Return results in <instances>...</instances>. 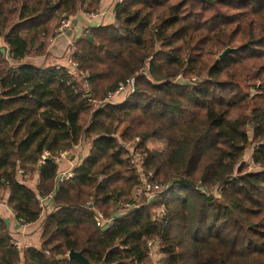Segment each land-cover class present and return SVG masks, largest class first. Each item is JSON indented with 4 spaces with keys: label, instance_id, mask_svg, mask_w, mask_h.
I'll list each match as a JSON object with an SVG mask.
<instances>
[{
    "label": "trees",
    "instance_id": "trees-1",
    "mask_svg": "<svg viewBox=\"0 0 264 264\" xmlns=\"http://www.w3.org/2000/svg\"><path fill=\"white\" fill-rule=\"evenodd\" d=\"M83 2L0 0V37L41 54L61 15ZM76 42L84 77L66 65L14 64L0 46V196L8 192L25 222L39 219L42 197L54 205L42 247L26 248L25 264H82L58 259L71 249L97 264H151L149 240L159 264H264V0H122L114 22ZM127 77L124 100L94 106ZM81 140L89 153L53 191L50 155ZM250 145L261 169H244ZM131 147L145 171L168 182L147 203L135 197ZM19 168L39 172L37 191ZM125 201L141 204L108 229L96 224L95 209L112 215ZM20 260L0 214V264Z\"/></svg>",
    "mask_w": 264,
    "mask_h": 264
},
{
    "label": "crops",
    "instance_id": "crops-1",
    "mask_svg": "<svg viewBox=\"0 0 264 264\" xmlns=\"http://www.w3.org/2000/svg\"><path fill=\"white\" fill-rule=\"evenodd\" d=\"M111 0H101V7H106L109 5ZM71 24L65 33H58L57 36L53 39V41L47 47L46 52L43 55H28L29 53H25L23 58L26 59L25 62H31L36 65L48 66L61 64L68 66V49L70 44L73 41L80 37L83 33L89 31V27L97 26L101 24L97 19H91L87 17L84 11H79L77 14L70 16ZM115 20V19H114ZM114 20H110L108 23L114 22ZM106 24V23H102ZM22 58V59H23ZM19 62L21 59L18 60ZM24 62V61H21ZM91 143L88 141L84 142L81 140L79 143L74 145L73 148L68 150L69 152L62 156L60 159L53 160L56 162L58 166L57 174L52 182L51 188L54 191L56 189L57 184L62 181L60 179V174L63 170H74V168L80 163L81 159L86 156L90 149ZM40 163H44L41 161ZM41 166V164L39 165ZM24 177L25 182L34 190H38L39 183V172L34 171V173L26 172L24 169L23 173H19V178ZM51 191L52 193H54ZM51 196V195H50ZM8 192L4 195V197L0 198V214L6 219L9 232L12 236V239L20 244L19 250H21V260L18 264H25L24 250L30 246H34L37 248L42 247L43 243V231H44V220L47 214L54 209L53 200L50 197L44 196L41 198V216L37 221L33 222H25L21 218H18L16 215V211L9 205L7 202ZM93 199V197L91 198ZM95 208V206H94ZM102 229V228H101ZM105 230V229H103ZM155 246L152 247V255L151 264H159V258L161 257L157 248ZM158 247V246H157ZM68 257L67 255H63ZM59 257V256H58ZM64 257V258H65Z\"/></svg>",
    "mask_w": 264,
    "mask_h": 264
},
{
    "label": "built area",
    "instance_id": "built-area-1",
    "mask_svg": "<svg viewBox=\"0 0 264 264\" xmlns=\"http://www.w3.org/2000/svg\"><path fill=\"white\" fill-rule=\"evenodd\" d=\"M122 0H111L110 4L108 6H106L103 9L100 10H96V11H89L86 13L87 17L89 18H93V19H97L99 20V22L102 23H108L110 20H114L115 19V7L117 5V3L121 2ZM71 24V19L70 18H64L60 25L58 26L57 32L58 33H65L67 31V29L70 27ZM76 51V46L75 43L73 42L69 49H68V70L71 73H76L78 71V63L75 61L74 59V53ZM58 67L62 66L61 64H57ZM180 78V77H179ZM133 90V79L132 77H127L124 81H121L118 83L117 87L115 88V90H113L111 93H109V95L102 101L106 102V101H110L112 100L114 97L122 94V93H129ZM131 163L133 164V167L136 169V171L139 174V179H140V183L136 186L135 188V197H139L141 195H143V201L144 203H147L149 201H151L153 198H155L162 190L163 188H165L168 183H164L162 181L156 180L153 176V171L152 170H147L145 171L142 166V159H141V152L135 148V147H131ZM69 151L65 150L62 151L61 153H59L58 155H50L52 157H54L55 159H60L62 156H64L65 154H67ZM50 153L47 151L45 152L42 157H41V161L45 162L46 157L49 155ZM24 169L23 168H19V173H23ZM74 172L73 170H63L60 174V179L66 180L69 177L73 176ZM52 196V193L50 194ZM90 203V205L93 207L94 203H93V199L88 201ZM141 202L139 203H130L128 201L122 202L121 204V208L118 210L117 213L112 214V215H106L102 210L100 209H95V221L96 224L102 228V229H108L110 227H112L116 217L120 216L121 214H123L125 212V210H127L128 208L131 207H138L140 206ZM164 210L163 208H161V212L163 213ZM12 242L19 248L20 244L16 241H14L12 239ZM148 245H149V256L152 255V247H154V245H157V242L154 240H149L148 241ZM47 253H49V250H46ZM139 264H148L146 261H142Z\"/></svg>",
    "mask_w": 264,
    "mask_h": 264
},
{
    "label": "rangeland",
    "instance_id": "rangeland-1",
    "mask_svg": "<svg viewBox=\"0 0 264 264\" xmlns=\"http://www.w3.org/2000/svg\"><path fill=\"white\" fill-rule=\"evenodd\" d=\"M90 2L92 3V4H90ZM100 2H101V0H98V2L95 0V1H93V0H84V2L81 4V9H80V11L82 10H85L86 12H88V11H96V10H100V9H103V7H101V4H100ZM88 4H90V5H88ZM108 6V5H107ZM105 8V7H104ZM64 14H62L61 15V20H60V23H61V21L64 19V18H70V17H62ZM115 21V20H114ZM60 23L56 26V28H55V35H52L49 39H48V43L45 45V47L47 48L48 46H49V44L53 41V39L57 36V34H58V32H57V29H58V26L60 25ZM86 33L87 32H85V33H83L80 37H84L85 35H86ZM80 37H78V38H80ZM78 38H76L73 42L75 43V46H76V49H77V47H78V45H77V39ZM36 44H39V43H36ZM71 45V44H70ZM0 46H4L6 49H5V51H6V55L9 57V59L11 60V62L12 63H14V64H17V63H19V59H21V61H26V59L27 58H23V55H25V53L27 52L26 51V49L28 48V45H27V43H24L22 40H20L18 37L17 38H15L14 40H12L11 42L10 41H5L2 37H0ZM44 49V51L46 52V50L47 49ZM11 49H13L12 51H11ZM67 49H69V48H67ZM26 51V52H25ZM45 52H42L41 54H38V55H43ZM68 52V51H67ZM217 53H219V51H215L214 52V55H217ZM75 54V53H74ZM29 55V54H28ZM33 55V54H32ZM33 56H37V54H35V55H33ZM23 58V59H22ZM29 59V58H28ZM27 59V60H28ZM20 61V62H21ZM55 65H57V64H55ZM140 70H142V69H140ZM78 77H84V75H85V73H83V71H82V69L81 68H79L78 67V71L75 73ZM204 75V72H201L199 75L197 74V75H195L194 74V76H203ZM81 79V78H80ZM191 81H193V80H191ZM127 93H122V94H120V95H118L117 97H114L113 99H112V101L113 102H118L119 100H124L125 98H126V95ZM104 99H98V100H96V101H94V106H98V105H100V104H102V101H103ZM104 103V102H103ZM85 121H87V118H86V120ZM249 134L251 135V129L249 128ZM83 142H84V140H82ZM86 141V140H85ZM129 146V145H128ZM253 148H254V146L253 145H250V146H248L246 149H245V152H244V154H243V157H242V163L244 164V169L245 170H258V169H261V166L260 165H258V164H256V163H254L253 162V160H252V152H253ZM168 183V182H167ZM205 189H207L208 191L209 190H213L214 192L213 193H215V194H217L216 193V188H211V187H207V188H205ZM2 197H4V195L3 196H0V198H2ZM158 245H156L155 246V249L157 248V250H158V247H157ZM159 251V250H158Z\"/></svg>",
    "mask_w": 264,
    "mask_h": 264
},
{
    "label": "water",
    "instance_id": "water-1",
    "mask_svg": "<svg viewBox=\"0 0 264 264\" xmlns=\"http://www.w3.org/2000/svg\"><path fill=\"white\" fill-rule=\"evenodd\" d=\"M231 49L230 46H227L225 47L223 50H221V52L218 54V57L219 58H222L229 50ZM2 98V96L0 95V99ZM42 157V156H41ZM52 158V157H51ZM53 159V158H52ZM41 167V166H40ZM65 256L61 255L58 257V259H62L64 258ZM68 257L69 258H74L76 260H78L80 263L82 264H97V263H92L84 254L83 252L80 250V251H77L75 249H71L69 252H68Z\"/></svg>",
    "mask_w": 264,
    "mask_h": 264
}]
</instances>
